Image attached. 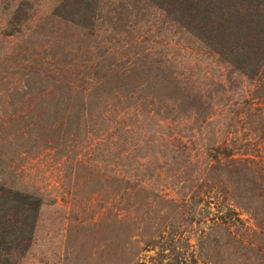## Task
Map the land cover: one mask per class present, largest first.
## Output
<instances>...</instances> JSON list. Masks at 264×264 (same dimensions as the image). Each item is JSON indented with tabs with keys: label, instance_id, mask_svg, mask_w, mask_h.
Listing matches in <instances>:
<instances>
[{
	"label": "rangeland",
	"instance_id": "rangeland-1",
	"mask_svg": "<svg viewBox=\"0 0 264 264\" xmlns=\"http://www.w3.org/2000/svg\"><path fill=\"white\" fill-rule=\"evenodd\" d=\"M219 4L261 24L232 54L157 0H0V264H264V0Z\"/></svg>",
	"mask_w": 264,
	"mask_h": 264
},
{
	"label": "trees",
	"instance_id": "trees-1",
	"mask_svg": "<svg viewBox=\"0 0 264 264\" xmlns=\"http://www.w3.org/2000/svg\"><path fill=\"white\" fill-rule=\"evenodd\" d=\"M159 4L170 12L178 14L179 18L186 22L191 28H194L202 37L218 44V49L226 54H232V48L237 52L238 46L234 45L232 40L235 38L234 32H238V29L233 30V27L239 28V30H244L245 28L254 30V27H260L259 21L253 19H246L245 14H241L244 18L235 20L234 24L228 28L222 29L221 24H219V19L217 15L229 14L228 7L222 8L220 6V0H217L218 4H214L213 0H157ZM247 6L251 5L253 2L260 3V0H245ZM234 6V3H230ZM246 5V4H245ZM258 6V5H257ZM258 17L259 12L255 13ZM209 19V20H206ZM230 19H232L230 17ZM261 19V18H259ZM229 21V20H228ZM230 22V21H229ZM261 29V28H260ZM264 31V27L262 28ZM264 34V32H263ZM261 35V34H259ZM264 40V35L261 36ZM253 40V39H252ZM238 47V48H236Z\"/></svg>",
	"mask_w": 264,
	"mask_h": 264
}]
</instances>
